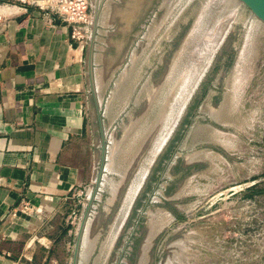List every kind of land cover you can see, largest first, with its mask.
Instances as JSON below:
<instances>
[{
    "label": "rangeland",
    "instance_id": "374dc122",
    "mask_svg": "<svg viewBox=\"0 0 264 264\" xmlns=\"http://www.w3.org/2000/svg\"><path fill=\"white\" fill-rule=\"evenodd\" d=\"M87 1L107 151L77 264H264V20L244 0Z\"/></svg>",
    "mask_w": 264,
    "mask_h": 264
},
{
    "label": "crops",
    "instance_id": "0c3cea01",
    "mask_svg": "<svg viewBox=\"0 0 264 264\" xmlns=\"http://www.w3.org/2000/svg\"><path fill=\"white\" fill-rule=\"evenodd\" d=\"M39 11L0 0V264L68 263L100 157L84 49Z\"/></svg>",
    "mask_w": 264,
    "mask_h": 264
},
{
    "label": "water",
    "instance_id": "95a60500",
    "mask_svg": "<svg viewBox=\"0 0 264 264\" xmlns=\"http://www.w3.org/2000/svg\"><path fill=\"white\" fill-rule=\"evenodd\" d=\"M244 2L251 7L253 12L262 18L264 20V0H244ZM99 6L94 7V12H93V17H92V33L90 36V40L88 43L87 51H86V69H87V78H88V83L90 86V89L92 91L93 97H94V105H95V116L97 119V124H98V129H99V134H100V143H101V150H100V157H99V167L97 171V175L95 178V182L92 188V191L87 199L86 205L84 207L83 213L80 217V223L77 229L76 237H75V243L73 246V252H72V259H71V264H77L78 260V254H79V248L81 244V239L83 236V231L88 219V215L90 212V209L92 207L93 201L96 196V192L98 190L103 170H104V163H105V158H106V151H107V144H106V138H105V133L103 131V126H102V117H101V112L99 110L98 103L95 99L94 95V86H93V67H92V62H93V48H94V37H95V31L97 29V19L99 15Z\"/></svg>",
    "mask_w": 264,
    "mask_h": 264
},
{
    "label": "built area",
    "instance_id": "2783aa9c",
    "mask_svg": "<svg viewBox=\"0 0 264 264\" xmlns=\"http://www.w3.org/2000/svg\"><path fill=\"white\" fill-rule=\"evenodd\" d=\"M88 7L89 3L87 0H58L52 7L40 5L39 13L42 17L46 18L53 16L52 14L55 13L58 19L72 27L71 36L78 40V47L82 50L84 48V41H79L80 38H83L79 32L85 31L91 24Z\"/></svg>",
    "mask_w": 264,
    "mask_h": 264
},
{
    "label": "bare ground",
    "instance_id": "6f19581e",
    "mask_svg": "<svg viewBox=\"0 0 264 264\" xmlns=\"http://www.w3.org/2000/svg\"><path fill=\"white\" fill-rule=\"evenodd\" d=\"M207 1H208V0H207ZM212 1H213V0H212ZM221 1H222V0H221ZM219 2H220V1H219ZM205 3H206V2H204V4H205ZM207 3H209V2H207ZM229 3H230V2H229ZM204 4H203V5H204ZM205 6H206V5H205ZM205 6H204V7H205ZM204 7L202 6V8H204ZM202 8H201V9H202ZM5 9H6V8H5ZM202 11H204V10H202ZM203 13H204V12H203ZM201 14H202V13H201ZM201 14H200L199 16H201ZM111 15H112V14H111ZM205 15L208 16L207 13H206ZM108 17H109V16H108ZM216 17H217V16H216ZM113 18H114V17H113ZM199 18H200V17H199ZM199 18H198V19H199ZM202 18H203V17H202ZM224 18H225V17H224ZM219 19H220V17H219ZM219 19H218V20H219ZM203 20H204V19H203ZM219 21H220V20H219ZM112 22H113V21H112ZM201 22H202V21H201ZM216 22H218V21H216ZM196 23H197V21H196ZM218 23H220V22H218ZM218 23H217V24H218ZM197 24H198V23H197ZM217 24H216V25H217ZM218 25H219V24H218ZM195 26H196V25H195ZM193 27H194V26H193ZM210 27H212V26H210ZM199 28H200V26H199ZM217 28H218V26H217ZM217 28L214 29V30H217ZM211 29H212V28H211ZM211 29H208V30H211ZM214 30H213V31H214ZM205 31H206V30H205ZM191 32H193V29H192ZM191 32H190V34H191ZM202 32H203V31H202ZM188 33H189V32H188ZM193 33H195V32H193ZM193 33H192V34H193ZM212 33H213V32H212ZM192 34H191V35H192ZM196 34H197V33H196ZM200 34H201V33H200ZM213 34H214V33H213ZM216 34H217V32H215V35H216ZM187 35H188V34H187ZM191 35H190V36H191ZM204 35H207V34H204ZM190 36H189V38H190ZM207 36H208V35H207ZM210 36H211V35H210ZM203 37H204V36H203ZM208 37H209V36H208ZM214 37H215V36H214ZM187 38H188V37L186 36V40H187ZM192 38H193V35H192ZM194 38H195V37H194ZM200 38H201V41H202V37H200ZM200 38L197 39V43H198V41H199ZM209 38H210V37H209ZM209 38H208V42H209V40H210ZM212 38H213V37H212ZM203 39H204V38H203ZM206 39H207V38H206ZM190 40H191V39H190ZM193 40H194V39H193ZM188 42H189V41H188ZM203 42H204V41H203ZM208 42H206V43H207V45L210 47L211 45H209ZM211 42H212V40H211ZM190 43H191V42H190ZM207 45L205 46V44H204V47L207 48ZM216 45H217V44H216ZM185 46H186V45H185ZM195 47H197V46H195ZM200 47H201V46H200ZM204 47L202 48V51H203ZM213 47H214V46L212 45V48H213ZM205 50H206V49H205ZM207 50H209V49L207 48ZM207 50H206V51H207ZM206 51H205V52H206ZM200 52H201V51H200ZM180 53H181V52H180ZM198 54H199V53H198ZM201 54H202V53H201ZM201 56H202V55H201ZM106 63H107V62H106ZM102 71H103V70H102ZM101 74H102V73H101ZM101 76H102V75H101ZM99 77H100V76H99ZM185 84H186V83H185ZM99 85H100V84H99ZM184 88H185V87H184ZM168 110H169V109H168ZM161 145H162V144H161ZM159 147H160V146H159ZM156 150H157V149H156ZM122 175H123V174H122ZM92 234H93V233H92ZM143 245H144V244H143ZM90 246H91V245H90ZM144 246H145V245H144ZM141 248H142V247H141ZM85 249H86V248H85ZM85 249H84V250H85ZM143 249H144V248H143ZM143 249H142V250H143ZM85 252H86V251H85ZM141 252H142V251H141ZM140 258H141V257H140ZM142 261H143V260H142ZM139 262H140V261H139Z\"/></svg>",
    "mask_w": 264,
    "mask_h": 264
},
{
    "label": "flooded vegetation",
    "instance_id": "af4514ba",
    "mask_svg": "<svg viewBox=\"0 0 264 264\" xmlns=\"http://www.w3.org/2000/svg\"><path fill=\"white\" fill-rule=\"evenodd\" d=\"M134 7H135V6H134ZM134 7H133V9H135V11L132 9V13H133V12H136V9H137V8H134ZM124 13H126V17H124V19L129 20V21H130V20H133V21H136V20H137V19H136L137 16H135V17L132 16L133 14H132L131 12H124ZM136 15H137V14H136Z\"/></svg>",
    "mask_w": 264,
    "mask_h": 264
}]
</instances>
